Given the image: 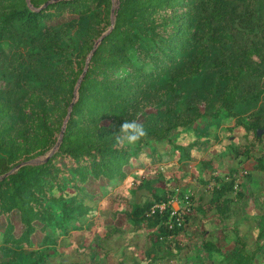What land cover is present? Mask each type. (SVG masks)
<instances>
[{"label":"trees","instance_id":"1","mask_svg":"<svg viewBox=\"0 0 264 264\" xmlns=\"http://www.w3.org/2000/svg\"><path fill=\"white\" fill-rule=\"evenodd\" d=\"M19 34L36 47L17 94L0 87V264H264V107L240 111L264 0H0V38ZM125 120L147 135L117 148ZM192 187L182 224L157 206Z\"/></svg>","mask_w":264,"mask_h":264},{"label":"rangeland","instance_id":"2","mask_svg":"<svg viewBox=\"0 0 264 264\" xmlns=\"http://www.w3.org/2000/svg\"><path fill=\"white\" fill-rule=\"evenodd\" d=\"M36 46H34L33 43H31L28 34H19L16 36H9L5 38H0V87L5 88V89H11L12 92L17 94V90L19 89L20 84L18 81L20 80V75L18 74L19 71H21L23 68L30 67L32 65V60H33V51L35 50ZM22 67V69H17V67ZM217 76L215 72L209 71L208 74H206V79L204 82L200 83V98H198V105L197 107L199 109H207L209 107L208 105V89L209 87L214 86V82L216 81ZM255 85L257 89H260V94L257 99V102L254 104H250L248 106H244L240 108L241 112H252V111H257L260 107H264V76H261L260 78L256 79ZM211 105V104H210ZM210 108V107H209ZM141 119L143 120V115L141 116ZM212 150H215V147L212 146ZM170 155H167L169 157ZM252 162V163H251ZM196 162H190V166L194 168V164ZM234 160H229L227 164H231L233 166ZM253 164L252 160H249L244 167L246 169L251 168ZM142 164L138 163L135 166H127L128 171H133L137 167H140ZM236 165V164H235ZM240 164L236 165V170L233 172L235 175L239 176L241 174L240 172ZM246 171H243V173ZM107 179L102 178L99 181L96 179H93L88 182V185L90 186L91 189L97 188L99 189V186L101 183L105 182ZM189 180L193 183H197V178L196 176H191ZM190 189V188H189ZM194 193V199L197 196L196 191L190 189ZM182 194H178L176 196L178 199H181ZM250 202H253L250 200ZM175 205L178 204L176 201L174 203ZM14 222H15V233L19 234L24 226L22 222L19 219L18 213H14ZM235 217L229 218L228 222L232 223L234 221ZM6 224L5 218H0V228H4ZM213 226H218L219 224L216 222L212 223ZM198 233V229L196 228L195 225L190 224L188 228L186 229L185 234L188 235L189 237H195L196 234ZM184 235V234H182ZM219 236H220V241L219 243L224 246L226 249H230L234 246V242H225V236L226 238H231L233 237L232 234H225L222 232V230L219 231ZM228 236V237H227ZM32 238L35 242H39L42 238V233L40 231H37L32 235ZM190 264H199V259H191L189 261ZM178 264V263H177Z\"/></svg>","mask_w":264,"mask_h":264},{"label":"clouds","instance_id":"3","mask_svg":"<svg viewBox=\"0 0 264 264\" xmlns=\"http://www.w3.org/2000/svg\"><path fill=\"white\" fill-rule=\"evenodd\" d=\"M115 136V147L123 148L131 146L139 142L147 135L143 125L136 120H125L120 126Z\"/></svg>","mask_w":264,"mask_h":264},{"label":"built area","instance_id":"4","mask_svg":"<svg viewBox=\"0 0 264 264\" xmlns=\"http://www.w3.org/2000/svg\"><path fill=\"white\" fill-rule=\"evenodd\" d=\"M178 194H180V191L178 190L176 192V194L171 197L169 199L168 202H163L161 204H157V206H160L161 209L165 208L168 204H170L172 206V211H171V216H175L177 222L179 224H182L183 220H184V214H183V210L184 209H187L189 210L192 205H193V198H192V195H193V192L188 189L186 192H184L182 194V198L181 199H178L176 196H178ZM175 201L178 203V204H174Z\"/></svg>","mask_w":264,"mask_h":264},{"label":"water","instance_id":"5","mask_svg":"<svg viewBox=\"0 0 264 264\" xmlns=\"http://www.w3.org/2000/svg\"><path fill=\"white\" fill-rule=\"evenodd\" d=\"M102 38V36L100 37V39ZM100 39L96 42V44H95V47L97 46V44H98V42L100 41ZM95 49V48H94ZM94 51V50H93ZM262 132H264V128H259L258 129V133L259 134H261ZM56 145H58V143L56 144ZM53 151V150H52ZM40 159H31V160H28V161H25V162H23V163H26V162H38ZM22 163V164H23Z\"/></svg>","mask_w":264,"mask_h":264}]
</instances>
